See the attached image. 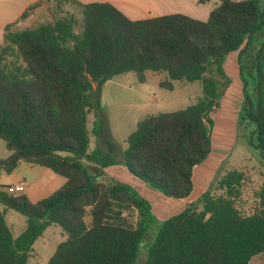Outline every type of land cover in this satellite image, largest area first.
<instances>
[{"label": "trees", "instance_id": "trees-1", "mask_svg": "<svg viewBox=\"0 0 264 264\" xmlns=\"http://www.w3.org/2000/svg\"><path fill=\"white\" fill-rule=\"evenodd\" d=\"M219 1L202 21L184 14L131 20L108 2L44 0L55 4L59 17L22 31L6 27L0 43V139L11 154L0 159V175L25 162L66 183L37 202L0 188V264H28L35 242L52 225L66 239L47 264H136L158 219L135 187L106 178L104 170L125 164L154 191L188 199L196 168L212 152V114L232 85L226 70L232 53H240L242 115L264 146V42L255 64L241 58L264 29V9L259 0ZM67 4L81 18L64 12ZM246 69L259 74L255 102L246 96ZM148 71L166 74L160 86L170 91L176 81L200 82L202 96L184 109L140 120L125 150L112 141L107 150H90L89 115L98 139L107 127L105 84L130 72L144 82ZM243 181L242 172L229 171L218 181L221 195L209 187L161 221L144 264H249L264 253V187L258 207L245 215L237 207ZM11 211L27 219L17 237L6 220Z\"/></svg>", "mask_w": 264, "mask_h": 264}, {"label": "rangeland", "instance_id": "rangeland-1", "mask_svg": "<svg viewBox=\"0 0 264 264\" xmlns=\"http://www.w3.org/2000/svg\"><path fill=\"white\" fill-rule=\"evenodd\" d=\"M261 8L263 9V2H261ZM63 10L74 13L78 18H81L80 12L71 4L65 5ZM60 13L59 10H56L53 2L46 3L36 9L29 10L27 17L19 20L12 30L22 31L36 27L54 20L60 16ZM259 46L262 47V45ZM258 51L259 49L246 50L242 53L241 58L244 62L255 64ZM239 58L240 55L238 59L236 57L234 60L229 59L228 66L232 73L230 76L232 85L221 100L219 107L212 114L215 121L212 130V152L209 158L196 168L194 190L188 199L174 200L154 191L147 184L134 177L125 164L121 163V165L104 170L106 178H115L135 187L152 203L154 214L158 219V222L148 230L136 264L145 263L160 228V222L195 202L209 187L213 188L212 195H221L222 191L218 187V181L229 171L237 170L244 174V181L240 188L241 196L237 200V207L240 212L249 215L258 207V194L264 187V146L257 139L254 126L242 115L244 95L242 91L243 82L237 70ZM166 78L167 75L164 73L148 71L145 73L144 82H140L134 72L118 75L108 81L101 96L102 107L107 117L105 135L103 139H98L92 134L95 117L91 113L88 123L91 138L90 150L97 147L107 150L108 141L114 142L122 150H125L128 146L126 140L136 130L140 120L151 115L184 109L202 96L200 82L176 81L174 82V89L170 91L160 86V83ZM243 78L248 83L246 96L255 102L257 99L256 83L259 74L256 69H246L243 72ZM96 86L95 83L94 87ZM9 154L5 141L0 139V159H5ZM26 168V165H21L11 174V178L24 177L29 184H32L38 175L34 174L33 171L26 170ZM47 170L50 174L59 176L53 171ZM39 176L41 177V175ZM29 200L34 202L31 198ZM198 210H202L201 205L198 206ZM6 220L15 237L27 225L26 217L15 211L7 214ZM65 239L66 236L61 227L55 225L48 227L35 242L28 264H47L58 244ZM249 264H264V253L252 258Z\"/></svg>", "mask_w": 264, "mask_h": 264}, {"label": "crops", "instance_id": "crops-1", "mask_svg": "<svg viewBox=\"0 0 264 264\" xmlns=\"http://www.w3.org/2000/svg\"><path fill=\"white\" fill-rule=\"evenodd\" d=\"M41 1H43L41 5H45L47 3L44 2V0H0V43H3L4 41V33L6 27L11 24L15 25L19 20L22 19L21 16L28 10L30 6ZM77 1H79L82 4H91L96 2L111 3L112 5L117 7L120 11H122L131 20L150 19V18L165 16L170 14H184L194 19H198L202 21H206L209 18L211 11L214 8H216L220 3L219 0H210L206 4H201L199 3L198 0H77ZM259 1H260V5L261 2H263V9H264V0H259ZM257 37H258L257 41L255 40V42H253V44L249 46L250 51L259 49L260 48L259 45H261L264 42V29L257 33ZM250 41H252V39H250ZM239 55L240 53L236 52L230 54L229 57L227 58L226 70L229 76L232 75L228 66L229 59L234 60L235 57L238 59ZM237 70H238V75H240L239 64H237ZM23 164L26 165L27 167L26 170L33 171L34 174L38 175L36 181H34L32 184H29L24 177L11 178V175H0V188L3 187V189L6 190V188L9 186H14L18 183L24 182L27 187L25 194L29 198L33 199L34 202H37L38 200H41L51 195L54 191H56L66 183V179L64 177L61 178V176H54L50 174L47 168L40 166L35 167L36 165H32L25 162H22L19 165V167H21V165ZM39 175H41V177ZM42 176L44 177L42 178Z\"/></svg>", "mask_w": 264, "mask_h": 264}, {"label": "built area", "instance_id": "built-area-1", "mask_svg": "<svg viewBox=\"0 0 264 264\" xmlns=\"http://www.w3.org/2000/svg\"><path fill=\"white\" fill-rule=\"evenodd\" d=\"M26 184L24 182L18 183L14 186H9L6 190L10 194H25L26 193Z\"/></svg>", "mask_w": 264, "mask_h": 264}]
</instances>
